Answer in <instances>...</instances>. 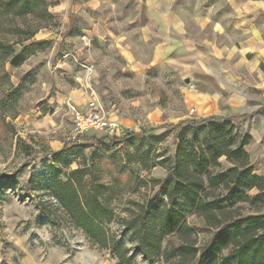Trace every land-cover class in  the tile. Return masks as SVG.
I'll use <instances>...</instances> for the list:
<instances>
[{"label":"rangeland","instance_id":"rangeland-1","mask_svg":"<svg viewBox=\"0 0 264 264\" xmlns=\"http://www.w3.org/2000/svg\"><path fill=\"white\" fill-rule=\"evenodd\" d=\"M46 3L51 18L43 5L26 17H0V264H120L54 196L53 184H67L77 170L112 211L104 229L124 245L130 264H175L143 256L126 228L161 196L157 181L167 177L177 151L176 125L201 120L185 103V81L154 62L150 34L164 30V20L155 24L150 0ZM92 97L118 137L90 131L73 140L66 103L86 110ZM188 223L204 247L214 232L194 216ZM174 245L177 238L166 239L162 250L170 255Z\"/></svg>","mask_w":264,"mask_h":264},{"label":"trees","instance_id":"trees-1","mask_svg":"<svg viewBox=\"0 0 264 264\" xmlns=\"http://www.w3.org/2000/svg\"><path fill=\"white\" fill-rule=\"evenodd\" d=\"M40 5L51 18L46 0H0V17H26ZM13 62L19 66L23 59L17 55ZM176 127L177 151L167 177L157 181L161 196L126 226L138 240V251L175 264H264V177L255 174L246 151L251 137L232 121L217 118L180 121ZM81 174L72 172L67 184L55 182L54 196L91 241L111 250L120 264H130L124 245L104 229L114 221L112 211L87 189ZM246 208L252 213L245 215ZM192 216L202 221L204 230L214 232L202 248L188 223ZM169 238L178 239L170 255L162 250Z\"/></svg>","mask_w":264,"mask_h":264},{"label":"crops","instance_id":"crops-1","mask_svg":"<svg viewBox=\"0 0 264 264\" xmlns=\"http://www.w3.org/2000/svg\"><path fill=\"white\" fill-rule=\"evenodd\" d=\"M149 11L164 20L150 34L154 62L190 79L185 103L199 119L230 120L251 137L264 177V0H150Z\"/></svg>","mask_w":264,"mask_h":264},{"label":"built area","instance_id":"built-area-1","mask_svg":"<svg viewBox=\"0 0 264 264\" xmlns=\"http://www.w3.org/2000/svg\"><path fill=\"white\" fill-rule=\"evenodd\" d=\"M66 105L73 120V140L90 131L105 132L110 137L119 136L117 125L106 118L95 97L89 100L86 110L81 109L72 99H68Z\"/></svg>","mask_w":264,"mask_h":264},{"label":"water","instance_id":"water-1","mask_svg":"<svg viewBox=\"0 0 264 264\" xmlns=\"http://www.w3.org/2000/svg\"><path fill=\"white\" fill-rule=\"evenodd\" d=\"M185 83H186V90L188 91L189 90V85H190V79H186L185 80Z\"/></svg>","mask_w":264,"mask_h":264}]
</instances>
